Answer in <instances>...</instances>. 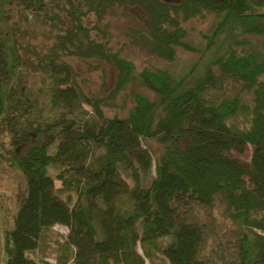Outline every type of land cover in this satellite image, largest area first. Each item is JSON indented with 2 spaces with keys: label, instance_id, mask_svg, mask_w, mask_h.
<instances>
[{
  "label": "trees",
  "instance_id": "trees-1",
  "mask_svg": "<svg viewBox=\"0 0 264 264\" xmlns=\"http://www.w3.org/2000/svg\"><path fill=\"white\" fill-rule=\"evenodd\" d=\"M17 1L24 8L45 6L43 0ZM67 2L75 31L58 37L44 64L59 84L52 103L71 105L78 97L74 74L63 60L68 55L112 63L117 89L138 79L152 97L134 93L125 117H105L102 100L81 91L98 120H33L36 105L21 85L20 56L0 33V131L10 138L25 194L4 230L3 264H53L28 253L55 224L67 227L72 251L54 264H144L136 244L147 256L148 246L162 237L169 238L160 249L167 264H206L198 256L203 227L181 214L193 204L211 207L217 196L237 227L226 264H264V0H131L147 20L148 38L140 36L139 45L162 58L172 59L174 47L193 50L180 15L216 20L202 35L206 46L198 50V61L177 77L167 69L136 72L131 61L91 37L84 17L96 12L92 29L97 30L113 0ZM246 145L251 156L242 162L234 153H243ZM94 150L99 153L89 163ZM58 163L63 170L53 177L48 167ZM152 166L154 176L143 185L142 174ZM64 170L71 173L64 176ZM54 179L62 188L73 186L75 199L61 198Z\"/></svg>",
  "mask_w": 264,
  "mask_h": 264
},
{
  "label": "rangeland",
  "instance_id": "rangeland-1",
  "mask_svg": "<svg viewBox=\"0 0 264 264\" xmlns=\"http://www.w3.org/2000/svg\"><path fill=\"white\" fill-rule=\"evenodd\" d=\"M43 1L44 9L36 10L20 6L17 0H0V33H5L9 45L14 46L20 56L21 85L36 105L33 120L41 123L50 122L55 118L70 119L75 123L83 120H98L93 110L83 102L79 95L81 91L84 95L102 100L104 103L102 111L105 117H125L133 108L134 93L152 97V93L138 79L130 81L123 89H117L118 69L112 63L95 57L83 58L68 55L63 57V60L74 74V85L78 97L71 105L69 103L54 105L51 101V93L59 84L57 80L49 76L44 64L58 37L65 35L66 31H75V28L68 16L71 6L67 0ZM130 1L113 0V3L109 5L107 3L104 17L98 23L97 30L92 29L96 23V16L93 13L96 12L93 10L87 12L89 14L84 17L83 25L89 28L91 37L107 43L113 52L131 61L136 72L143 68L167 69L176 77L187 72L198 61L200 56L198 50L206 46V40L202 35L213 28L216 20L210 15L194 16L189 19H182L180 15V24L186 31L185 41L193 50L174 47L172 59L162 58L139 45L140 36L148 38L147 20L144 12ZM161 1L171 4L180 3V0ZM223 35L224 33L217 42L223 40ZM201 58L204 62L205 55ZM60 87L65 86L60 85ZM9 139L6 132L0 131V263L4 261V230L10 228L18 204L25 195L24 179L11 160L15 151H12L13 147ZM155 144L153 140L147 143L152 150L157 149ZM54 148L55 143L48 148V151L52 152ZM251 151V146L246 145L243 153H234V155L242 162H249ZM98 153V150H94L88 162L92 163ZM61 169L63 170V166L60 163L48 167L53 177H56ZM70 173L67 170L63 172L64 176ZM121 175L129 186L133 184L127 172L122 171ZM153 176L152 166L150 173L142 174V184L147 185ZM54 187L61 198L69 195L71 200L75 199L73 186L62 188L61 181L54 179ZM120 201H122L120 202L122 207L127 204L125 198H121ZM181 216L187 221H197L203 227L204 239L198 254L201 261L206 264H226L233 252L237 227L225 215V204L222 199L217 196L211 207L199 204H193L190 208L185 207ZM67 234V227L60 224L44 229L38 248L28 253V256L54 264L60 255L70 254L72 251L66 243ZM168 242V237L156 239L148 246L147 256L144 255L139 243L136 244V250L142 256L144 264H167L168 261L160 249Z\"/></svg>",
  "mask_w": 264,
  "mask_h": 264
},
{
  "label": "built area",
  "instance_id": "built-area-1",
  "mask_svg": "<svg viewBox=\"0 0 264 264\" xmlns=\"http://www.w3.org/2000/svg\"><path fill=\"white\" fill-rule=\"evenodd\" d=\"M0 264H3V263H0Z\"/></svg>",
  "mask_w": 264,
  "mask_h": 264
}]
</instances>
